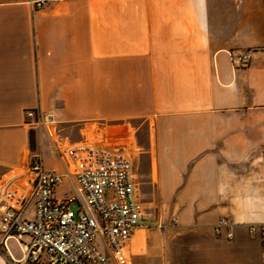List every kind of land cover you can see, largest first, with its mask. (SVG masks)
Returning <instances> with one entry per match:
<instances>
[{"label":"crops","instance_id":"0c3cea01","mask_svg":"<svg viewBox=\"0 0 264 264\" xmlns=\"http://www.w3.org/2000/svg\"><path fill=\"white\" fill-rule=\"evenodd\" d=\"M33 1L0 0V179L40 152L64 200L78 192L67 143L130 145L148 217L127 264H264L248 229L264 223V0ZM28 111L51 118L46 134ZM28 241H7L14 261Z\"/></svg>","mask_w":264,"mask_h":264},{"label":"built area","instance_id":"2783aa9c","mask_svg":"<svg viewBox=\"0 0 264 264\" xmlns=\"http://www.w3.org/2000/svg\"><path fill=\"white\" fill-rule=\"evenodd\" d=\"M46 2L33 1L36 8ZM252 50L231 53L235 67H247ZM35 124L42 125L51 118H42L37 111H28ZM60 157L73 165L77 194L57 200L55 193L64 182V175L47 169L42 153L30 156L27 173L0 179V249L14 264L38 261L45 254L47 264H127L128 247L134 232L146 227L147 210L136 189V171L130 152L88 142L60 150ZM34 205L32 219L25 217L29 205ZM79 204L74 210L72 206ZM231 223L222 218L216 234L223 235ZM251 234H259L264 246V223L248 226ZM226 237L233 234L227 231ZM28 236L22 246L25 262L14 261L7 248L11 238ZM107 245L102 252L98 237Z\"/></svg>","mask_w":264,"mask_h":264},{"label":"rangeland","instance_id":"374dc122","mask_svg":"<svg viewBox=\"0 0 264 264\" xmlns=\"http://www.w3.org/2000/svg\"><path fill=\"white\" fill-rule=\"evenodd\" d=\"M42 128V130L44 131V133L46 134V131H45V125L42 123V125L41 126H38V129H41ZM31 141H32V145H33V147H36L35 146V141H36V139H35V130H31ZM55 139H56V137H55ZM99 142V141H98ZM100 144H102V145H104V146H110V144H109V142H104V141H101V142H99ZM69 146V143H67V146L66 147H68ZM128 149H129V151L130 150H132L131 149V146L129 145L128 146ZM62 150V149H61ZM127 150V149H126ZM59 152H60V150H59ZM74 209H76V207H74ZM0 252H3V250L2 249H0Z\"/></svg>","mask_w":264,"mask_h":264}]
</instances>
